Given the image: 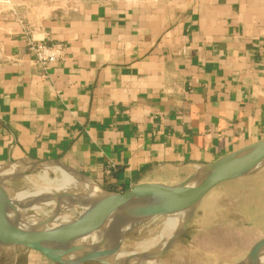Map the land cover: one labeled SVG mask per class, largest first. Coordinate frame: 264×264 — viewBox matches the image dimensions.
Listing matches in <instances>:
<instances>
[{
	"label": "crops",
	"instance_id": "0c3cea01",
	"mask_svg": "<svg viewBox=\"0 0 264 264\" xmlns=\"http://www.w3.org/2000/svg\"><path fill=\"white\" fill-rule=\"evenodd\" d=\"M73 2L0 10V165L60 160L124 191L264 138V0ZM32 41L63 58L41 67Z\"/></svg>",
	"mask_w": 264,
	"mask_h": 264
},
{
	"label": "water",
	"instance_id": "95a60500",
	"mask_svg": "<svg viewBox=\"0 0 264 264\" xmlns=\"http://www.w3.org/2000/svg\"><path fill=\"white\" fill-rule=\"evenodd\" d=\"M45 161L87 176L60 160L30 161L32 167L26 171ZM262 167L264 138L211 163L201 165L190 176L176 184L140 182L127 190L114 191L88 176L99 186L102 194L96 197L82 195L77 196L78 199L68 198L64 203L59 201L57 193L52 194L51 197L55 196L57 202L56 210H52L51 216L42 218L43 222L38 226L27 224L22 212L26 205H36L38 198L28 200L30 203L26 202L24 206L15 204L12 201L14 195L10 191L11 187L7 183L10 176L0 172V246L24 247L41 254L54 264H115V257L119 252H123L120 249L122 242L134 228L154 217H170L184 211H191L190 219L202 199L216 186L253 174ZM75 202H85V208L78 211L74 219L54 224L57 215L60 216L68 207H75ZM189 219L175 239L155 255V260L179 239L187 228ZM49 223L51 225H48ZM96 233L99 239L95 244L91 238ZM150 252L151 250L146 253ZM262 254L264 237L254 242L237 264H261ZM142 255H135L134 258Z\"/></svg>",
	"mask_w": 264,
	"mask_h": 264
},
{
	"label": "rangeland",
	"instance_id": "374dc122",
	"mask_svg": "<svg viewBox=\"0 0 264 264\" xmlns=\"http://www.w3.org/2000/svg\"><path fill=\"white\" fill-rule=\"evenodd\" d=\"M18 1L0 0V10L10 9L13 4L10 12H14L13 9L18 7ZM36 1L60 6L73 2V0ZM17 12L21 11L17 10ZM13 163L16 162L0 165V172L10 176L7 183L13 195L17 192H37L40 196L44 192L52 191L53 194L58 192L55 188L61 184L62 174L56 168L38 165L15 176L19 173V168L18 165L11 167ZM4 168L7 169L3 171ZM48 203L42 206L37 204V208L32 212L41 218L51 216L57 202L53 199ZM77 215L78 208L72 206L62 211L57 218L67 217L71 220ZM167 219L166 216L154 217L134 228L122 242L120 249L123 252H119L118 255L127 256L126 259L129 257L127 264H136L135 255L145 254L161 242V238L167 233L165 229ZM263 237L264 167L253 174L223 182L212 189L194 211L179 239L154 262H157L156 264H237L248 253L251 245ZM28 250L24 247L0 246V264H28Z\"/></svg>",
	"mask_w": 264,
	"mask_h": 264
},
{
	"label": "bare ground",
	"instance_id": "6f19581e",
	"mask_svg": "<svg viewBox=\"0 0 264 264\" xmlns=\"http://www.w3.org/2000/svg\"><path fill=\"white\" fill-rule=\"evenodd\" d=\"M15 165H18V168H19L18 174H20L21 172L30 169V167H32V162L21 161L20 163H13L11 167ZM40 165L46 168H56L62 174V182L58 187L55 188L58 191L57 197L60 198L59 200L61 201V203H64L65 201H67L68 198L78 199L77 196L88 195V196L96 197L102 194V190L99 188V186L95 182H93L88 176H83L73 171L70 168H67L65 166H62V165H59L53 162L45 161V162L40 163ZM6 169L7 168H4L3 171H5ZM18 174H15V175H18ZM52 194H53L52 191L44 192L40 196L37 192H30V193L17 192L14 195V197H12V201H14L15 204L24 206L26 202H29L28 200H31V199L33 200L34 198H38L37 204L39 206H42L45 204L48 205L49 204L48 202L55 199V196L51 197ZM36 205L35 204L34 205L30 204L28 206L26 205V207L22 209V212L24 213V221L29 225L38 226L43 222V219L41 217H39L37 214H34L32 212L33 209L37 208ZM84 205H85V202H82V203L75 202L74 203V206L78 208L79 212L83 210ZM56 206L52 210H56ZM190 214H191V211H184V212L172 215L170 217H167L168 219L166 220V223H165V229L167 233L163 235V237L161 238V242H159L156 246H154L151 249L150 253H146L145 255L136 257V264H154L155 263L154 261H156L155 255L159 251L164 249L170 242H172L175 239L176 235L183 229L184 225L189 219ZM66 221H69L67 217L66 218L64 217L62 219L56 218L55 222L53 223L57 224L59 222H66ZM48 225H51V223H49ZM98 239H99V236L97 235V233L91 238V240L95 244H96V241H98ZM126 257L127 256L124 257L122 255H117L114 259L115 264H127L129 257L127 259ZM260 262L261 264H264V254H262L260 258Z\"/></svg>",
	"mask_w": 264,
	"mask_h": 264
},
{
	"label": "built area",
	"instance_id": "2783aa9c",
	"mask_svg": "<svg viewBox=\"0 0 264 264\" xmlns=\"http://www.w3.org/2000/svg\"><path fill=\"white\" fill-rule=\"evenodd\" d=\"M29 49L37 64L43 68L57 63L63 58L65 45L62 43H47L45 41L30 42Z\"/></svg>",
	"mask_w": 264,
	"mask_h": 264
},
{
	"label": "trees",
	"instance_id": "16d2710c",
	"mask_svg": "<svg viewBox=\"0 0 264 264\" xmlns=\"http://www.w3.org/2000/svg\"><path fill=\"white\" fill-rule=\"evenodd\" d=\"M111 190V189H110Z\"/></svg>",
	"mask_w": 264,
	"mask_h": 264
}]
</instances>
